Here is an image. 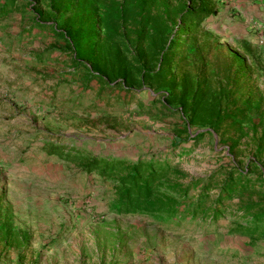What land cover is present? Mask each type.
I'll list each match as a JSON object with an SVG mask.
<instances>
[{"label": "rangeland", "instance_id": "1", "mask_svg": "<svg viewBox=\"0 0 264 264\" xmlns=\"http://www.w3.org/2000/svg\"><path fill=\"white\" fill-rule=\"evenodd\" d=\"M21 12L0 17V264H264V240L230 233V217L116 213L111 182L46 152L45 143L59 141L131 160L166 153L188 180L232 162L216 134L173 149L170 137L183 118L163 112L145 87L134 96L116 89L97 97L95 84L80 90L65 56L48 50L59 40L29 32L31 14ZM203 28L227 49L242 53L241 41L256 48L263 70L249 82L264 93V0H218ZM253 149L251 139L239 141L243 163Z\"/></svg>", "mask_w": 264, "mask_h": 264}, {"label": "trees", "instance_id": "2", "mask_svg": "<svg viewBox=\"0 0 264 264\" xmlns=\"http://www.w3.org/2000/svg\"><path fill=\"white\" fill-rule=\"evenodd\" d=\"M217 3L24 0L17 5V0H0V17L16 10L31 14L28 31H48L59 40L48 50L65 56L68 74L82 91L94 84L97 97L105 90L121 89L130 96L142 87L151 90L163 112L178 111L183 118L170 137L173 149L216 134L227 144L232 162L188 180L179 161L166 153L131 160L48 141L44 149L49 155L111 182L110 209L116 213L177 221L230 217L229 232L254 243L264 240V93L249 81L263 66L256 48L246 41L240 42L239 53L204 30L203 22L216 13ZM189 127L200 130L191 133ZM243 137L254 142L245 163L237 153Z\"/></svg>", "mask_w": 264, "mask_h": 264}]
</instances>
